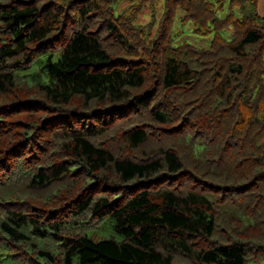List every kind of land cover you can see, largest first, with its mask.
<instances>
[{"label": "trees", "instance_id": "trees-1", "mask_svg": "<svg viewBox=\"0 0 264 264\" xmlns=\"http://www.w3.org/2000/svg\"><path fill=\"white\" fill-rule=\"evenodd\" d=\"M119 2L0 0V252L262 261L260 0ZM107 218L121 239L90 235Z\"/></svg>", "mask_w": 264, "mask_h": 264}, {"label": "rangeland", "instance_id": "rangeland-1", "mask_svg": "<svg viewBox=\"0 0 264 264\" xmlns=\"http://www.w3.org/2000/svg\"><path fill=\"white\" fill-rule=\"evenodd\" d=\"M139 0H120L119 4L116 6V11L121 12L128 7L134 2H138ZM158 16L161 14V6L158 7ZM261 13L263 14L264 12L261 9ZM151 16H150V10L144 11L139 18V22L142 23H148L150 22ZM190 26L186 28V34L183 36V38L188 39L190 42L201 46V47H207L209 46L210 38L211 37H200L194 34H191L190 31ZM231 30H228L225 32L226 36L230 37ZM182 38V39H183ZM90 235L93 236L95 239L100 240L104 238H118L121 239L122 237L118 234H116L113 230V228L110 225V220L104 219L102 222H100L97 226L96 229L90 232ZM0 264H17L16 261L7 255V253H1L0 252ZM249 264H264V259L260 262H250Z\"/></svg>", "mask_w": 264, "mask_h": 264}, {"label": "crops", "instance_id": "crops-1", "mask_svg": "<svg viewBox=\"0 0 264 264\" xmlns=\"http://www.w3.org/2000/svg\"><path fill=\"white\" fill-rule=\"evenodd\" d=\"M262 11L264 12V0H260V12Z\"/></svg>", "mask_w": 264, "mask_h": 264}]
</instances>
